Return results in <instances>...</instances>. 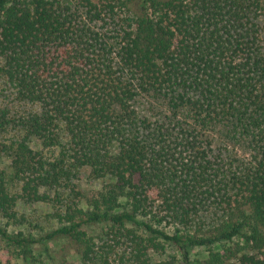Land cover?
<instances>
[{"label":"trees","instance_id":"obj_1","mask_svg":"<svg viewBox=\"0 0 264 264\" xmlns=\"http://www.w3.org/2000/svg\"><path fill=\"white\" fill-rule=\"evenodd\" d=\"M262 17L264 0H0V77L25 108L0 106L18 133L0 216L62 204L39 237L0 225L24 264L58 240L81 264H153L162 243L178 257L157 264H264Z\"/></svg>","mask_w":264,"mask_h":264},{"label":"rangeland","instance_id":"obj_2","mask_svg":"<svg viewBox=\"0 0 264 264\" xmlns=\"http://www.w3.org/2000/svg\"><path fill=\"white\" fill-rule=\"evenodd\" d=\"M263 18V17H262ZM262 21V19H261ZM264 23V18H263ZM263 45H264V30H263ZM0 106H5L9 108L12 112H24L25 108L20 106L14 98V92L11 86H9L5 80L0 77ZM143 108L148 107V104L141 105ZM140 106V108H141ZM18 133L14 130L8 131L6 134L0 136V176L5 178V181L13 187L17 188L18 185L11 181L10 159L7 152L4 150L3 145L9 144L10 140L17 138ZM235 150L241 153L240 148L235 146ZM47 156H51L52 152H46ZM77 188L83 192L85 197H94L101 190L102 181L92 180L90 178L82 177L79 181H75ZM50 196L55 192L54 190L47 191ZM63 196L67 192L61 193ZM83 204H85L83 202ZM87 206V205H85ZM84 206V207H85ZM62 209V204L48 201V202H38V203H24L19 202L16 210L18 216L21 217L22 221L12 222L0 216V225L6 228L11 233L23 232L26 235H33L39 237L46 232L53 230L60 226V222L56 216L58 210ZM106 228V224H98L87 228L90 234H100ZM49 244L48 252H44L41 247H36L35 250V260L29 264H64L67 262H75L76 264H81L76 259L75 255H69L67 249L65 248L63 240L52 241ZM122 250V249H121ZM119 250V252H122ZM178 253L172 250L170 246L162 243V248L157 252L152 251L150 253L151 262L157 264L162 260H170L174 258L177 260ZM207 254L205 249H194L191 251V257L204 258ZM127 256V255H125ZM0 264H24L18 257L16 249H14L6 240L0 236Z\"/></svg>","mask_w":264,"mask_h":264}]
</instances>
